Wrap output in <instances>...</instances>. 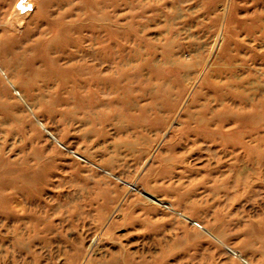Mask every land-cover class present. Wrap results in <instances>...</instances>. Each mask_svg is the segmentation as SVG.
Segmentation results:
<instances>
[{
  "label": "rangeland",
  "instance_id": "374dc122",
  "mask_svg": "<svg viewBox=\"0 0 264 264\" xmlns=\"http://www.w3.org/2000/svg\"><path fill=\"white\" fill-rule=\"evenodd\" d=\"M28 1L0 0V264H264V0Z\"/></svg>",
  "mask_w": 264,
  "mask_h": 264
},
{
  "label": "bare ground",
  "instance_id": "6f19581e",
  "mask_svg": "<svg viewBox=\"0 0 264 264\" xmlns=\"http://www.w3.org/2000/svg\"><path fill=\"white\" fill-rule=\"evenodd\" d=\"M20 1H22L23 2V0H20ZM26 1V0H25ZM28 1V0H27ZM29 2V1H28ZM19 3V2H18ZM24 4H26V2L24 3ZM20 5V4H19ZM25 7V6H24ZM50 134V136H52V134L51 133H49ZM157 201H159L158 199H156ZM159 202H161V201H159ZM189 219V218H188ZM194 222H196V221H194ZM197 223V222H196ZM214 236V235H213ZM227 249L231 252V253H233V254H235L236 256H238L240 259H242L244 262H246V263H248V264H250L243 256H241V254L239 253V252H237V251H235V250H233L232 248H230V247H227ZM115 261H113L112 262V264H122L118 259H114ZM124 264H136V263H133V262H130V261H128V260H126L125 261V259H124Z\"/></svg>",
  "mask_w": 264,
  "mask_h": 264
}]
</instances>
